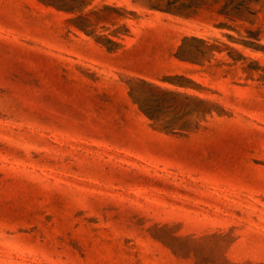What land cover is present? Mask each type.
I'll return each mask as SVG.
<instances>
[{
	"label": "rangeland",
	"instance_id": "374dc122",
	"mask_svg": "<svg viewBox=\"0 0 264 264\" xmlns=\"http://www.w3.org/2000/svg\"><path fill=\"white\" fill-rule=\"evenodd\" d=\"M0 264H264V0H0Z\"/></svg>",
	"mask_w": 264,
	"mask_h": 264
}]
</instances>
